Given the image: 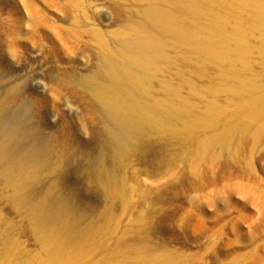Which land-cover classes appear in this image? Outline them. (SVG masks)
Segmentation results:
<instances>
[{
    "label": "rangeland",
    "instance_id": "rangeland-1",
    "mask_svg": "<svg viewBox=\"0 0 264 264\" xmlns=\"http://www.w3.org/2000/svg\"><path fill=\"white\" fill-rule=\"evenodd\" d=\"M72 1L0 0V147H6L13 160H35L42 166L18 194L25 207L44 204L48 211H66L71 218L65 224L73 222L77 231L92 228L91 217L98 211L105 225L95 238L88 236L73 259L55 264H264V141L255 149L244 138L245 145L236 142L230 152L219 145L209 147L196 176L179 160L190 148L196 152L199 141L224 135V122L203 134L168 138L169 150L156 142L153 146L163 156L154 147L153 153L174 161L171 172L153 176L154 158L147 166L131 157L125 173L135 191L125 195L118 208L114 204L109 218V201L92 181V170L97 161L111 164L107 135L117 128L96 105L91 90L103 79L109 81L113 67H121L146 73L159 91L160 78L133 63L132 58L142 54L134 44L145 36L166 39L144 17L151 7L178 17L184 12L170 0H81L82 8ZM244 26V35L258 45V31L250 22ZM210 74L217 79L218 72ZM172 82L193 97L182 83ZM237 148L241 152L234 161L230 154ZM217 156L220 161L214 160ZM57 163L59 171L51 173L49 168ZM140 169L147 174L140 175ZM1 197L0 231L10 229L25 258L17 263L0 255V264L40 263L42 243L23 218L24 209L13 208Z\"/></svg>",
    "mask_w": 264,
    "mask_h": 264
},
{
    "label": "bare ground",
    "instance_id": "bare-ground-1",
    "mask_svg": "<svg viewBox=\"0 0 264 264\" xmlns=\"http://www.w3.org/2000/svg\"><path fill=\"white\" fill-rule=\"evenodd\" d=\"M170 1L187 16L178 17L169 11L151 7L144 17L155 31L162 32L166 39L143 37L134 44V49L142 54L132 58L136 66L139 65L147 73L160 78V90L154 91L151 77H147L146 73L143 75L137 70H125L121 67H113V70L109 71V81L105 78L96 90H91L96 105L117 128V133L107 135L112 146V150L108 151L111 164L97 161L94 168L92 167V181L95 180L109 201V218L113 217L111 213L114 211V204L118 208L117 206L124 202L123 197L135 191L125 173L131 157L135 160L137 158V161L141 162L140 165L147 166L150 164L146 163L150 161V157L151 161L155 159V168L153 171L149 169L153 176H159L163 171L171 172V168L173 170L175 165L172 163L174 161L169 159L170 156L168 158L164 155L169 160L157 157L162 154L153 146L156 142L161 144V148H171L172 143L168 138L191 137L209 131L219 123H226L227 132L224 135H214L196 141L198 143L194 144L199 149L195 152V149L190 148L182 154L181 159L179 158L191 174L199 175L200 164L207 160L205 152L209 147L219 145L223 150L230 152L231 146L236 142L241 147L244 138L251 140L255 149L264 141V0ZM72 3L78 8L83 7L81 0H73ZM245 21L250 22L252 28L258 31L257 35H260L261 39L258 45L252 44L244 35ZM176 47H179L180 51L174 50L178 49ZM254 65L261 69L260 73L254 72ZM183 68L193 74V77L186 74ZM211 71L218 72L217 79L210 78ZM200 79L208 81L206 84H199ZM172 80H177L178 84L180 82L186 89L191 90L193 97L179 92ZM224 113H227V117ZM235 135L238 136L236 141L233 139ZM243 144L245 145V141ZM152 147L155 152H159L157 155L153 153ZM5 148L0 147V195L13 208L24 209L23 218L28 222L34 236L42 243V261L25 264H55L63 259H73L77 250L85 246L88 236L95 238L101 228L105 227L101 220L99 221L102 214L98 211L91 217L92 228L77 231L73 222V226L65 224L67 219L71 218L66 211L55 207L48 211L44 204L37 208L28 205L25 207L18 192L33 177L41 164L35 160H28V163L13 160L11 153ZM240 152L237 148L230 154V158L235 161ZM250 152L252 153V149ZM216 159L220 161L221 157L217 156L214 160ZM246 165L248 167V164ZM59 167L60 164L57 163L49 170L56 173ZM141 169L140 175L147 174L148 168L143 173ZM74 216L82 218L79 214ZM140 217L146 219L147 216L141 212ZM17 230L20 232V226ZM11 233L10 229L0 231V255L20 263L25 256L15 247ZM145 236L147 239L149 234L146 233Z\"/></svg>",
    "mask_w": 264,
    "mask_h": 264
}]
</instances>
